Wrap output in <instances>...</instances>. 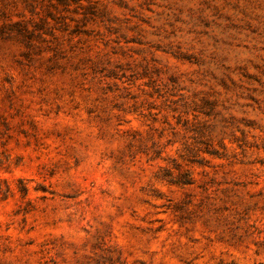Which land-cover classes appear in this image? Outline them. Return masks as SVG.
<instances>
[{"label":"rangeland","instance_id":"obj_1","mask_svg":"<svg viewBox=\"0 0 264 264\" xmlns=\"http://www.w3.org/2000/svg\"><path fill=\"white\" fill-rule=\"evenodd\" d=\"M0 264H264V0H0Z\"/></svg>","mask_w":264,"mask_h":264},{"label":"trees","instance_id":"obj_2","mask_svg":"<svg viewBox=\"0 0 264 264\" xmlns=\"http://www.w3.org/2000/svg\"><path fill=\"white\" fill-rule=\"evenodd\" d=\"M25 189H23V191H24ZM25 192H26V190H25Z\"/></svg>","mask_w":264,"mask_h":264}]
</instances>
